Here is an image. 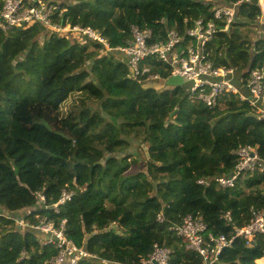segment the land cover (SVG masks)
Returning a JSON list of instances; mask_svg holds the SVG:
<instances>
[{
  "label": "trees",
  "instance_id": "16d2710c",
  "mask_svg": "<svg viewBox=\"0 0 264 264\" xmlns=\"http://www.w3.org/2000/svg\"><path fill=\"white\" fill-rule=\"evenodd\" d=\"M51 1L54 22L91 27L111 51L105 58V46L87 35L71 41L74 32L39 23L5 29L0 16V264H51L59 249L43 243L41 221L87 253L75 264H139L154 244L172 251L168 264H203L169 227L191 214L205 234L229 237L250 221L252 207L264 210V170L245 172L232 188L214 180L233 171L240 146L254 147L264 162V118L233 94L214 107L188 98L186 87L166 83L175 76L157 54L140 65L160 78L141 84L115 48L133 39L132 26L150 30L147 44L174 30L185 45L198 18L215 20V6L238 0ZM260 2L236 4L227 29L215 20L220 29L205 44L215 65L264 66ZM130 131L142 133L145 165L133 172ZM63 191L70 199L57 204ZM211 264H264V234L235 237Z\"/></svg>",
  "mask_w": 264,
  "mask_h": 264
},
{
  "label": "built area",
  "instance_id": "2783aa9c",
  "mask_svg": "<svg viewBox=\"0 0 264 264\" xmlns=\"http://www.w3.org/2000/svg\"><path fill=\"white\" fill-rule=\"evenodd\" d=\"M242 1L247 0H238L231 5L219 4L214 7L213 16L215 20L224 21L223 29L232 25L235 5ZM57 8L58 4L51 0H3L0 16L3 18L5 29L12 26L39 23L50 31L69 32L70 30L79 37L87 35L91 40L100 42L105 46V50L101 51L102 55L109 54L111 48H109L106 39L91 27L71 25L69 22L64 25L61 22H54L51 16L54 15ZM61 12L60 9L58 15ZM215 20L204 21L202 18H198L193 26L186 30L185 34L190 40L185 45H181L180 42L183 38L174 30L168 31L167 41L147 44L146 39L151 36L150 30L141 31L132 26L133 39L126 46L115 49L127 56L128 76L139 83L141 82V84L148 80L160 78L157 73L151 72L145 64L140 65L144 57L157 54L160 60L170 64L171 76H182L190 83L186 89L188 98L202 101L208 107H214L222 95L233 94L240 100L247 101L255 109L257 118H264V66L247 68L239 72L236 67L215 65L209 58L210 50L205 45L212 38L214 32L218 28L220 29ZM235 153L238 161L233 171L228 175H220L214 179L221 188L234 187L237 179L245 172H253L256 169L264 170V162L260 161L254 147L250 145L240 146ZM198 183L207 185L208 180L201 178ZM71 194V192L63 191L57 204L69 200ZM41 199L43 200L42 196ZM250 215V221L240 228L234 227V232L229 237L224 234H205V223L200 217L191 214L184 216L180 223L170 226L169 230L185 240L187 248L196 251L202 257L203 264H211L218 259L224 248L232 245L235 237L241 236L252 241L256 234H264V210L252 207ZM23 217L18 218V225L23 226L25 224ZM224 218L230 221L229 212L224 215ZM157 220L160 222L163 220L161 214H158ZM37 228L46 233L43 243L53 244L59 249L58 254L50 260L51 264H75L80 257L87 255L82 248H77L67 240L63 231L55 229L51 223L41 221ZM171 253L169 248L154 244L153 250L147 257L142 258L139 264H168Z\"/></svg>",
  "mask_w": 264,
  "mask_h": 264
},
{
  "label": "rangeland",
  "instance_id": "374dc122",
  "mask_svg": "<svg viewBox=\"0 0 264 264\" xmlns=\"http://www.w3.org/2000/svg\"><path fill=\"white\" fill-rule=\"evenodd\" d=\"M58 1L60 2L62 0H57V2ZM65 1H67L69 3V2H72L73 0H65ZM260 4H261V2H260ZM262 5L263 4H261V6ZM263 20L259 21L260 26H262V29H260L261 27L259 26L260 27L259 32L262 33V35L264 36V21ZM57 32H59V34L62 35V34H65L66 31L58 30ZM75 35H77V34H75ZM69 39L71 41L77 40L78 42H83V39H81L78 36L72 35V36H69ZM108 57H109V54H106L105 58H108ZM166 83L170 84L171 86L181 85V86L186 87V88H188L190 85V83L185 78H183L182 76H175L173 78H169ZM74 97H75V95L69 97L68 101H66L62 105V109L64 111L68 110V108L72 105V102H74ZM92 105L94 108H97L96 103H92ZM127 136L129 138L131 144H130L129 148L126 150L127 153H125V154H132L134 156V158L136 159V165L132 164L129 171L133 172L135 169H138V167L144 169L145 168L144 154L142 151V143H141L142 133L141 132L136 133V131H130ZM135 139H138V140H135Z\"/></svg>",
  "mask_w": 264,
  "mask_h": 264
},
{
  "label": "water",
  "instance_id": "95a60500",
  "mask_svg": "<svg viewBox=\"0 0 264 264\" xmlns=\"http://www.w3.org/2000/svg\"><path fill=\"white\" fill-rule=\"evenodd\" d=\"M263 13H264V10H263ZM175 114V111L172 113V116Z\"/></svg>",
  "mask_w": 264,
  "mask_h": 264
},
{
  "label": "bare ground",
  "instance_id": "6f19581e",
  "mask_svg": "<svg viewBox=\"0 0 264 264\" xmlns=\"http://www.w3.org/2000/svg\"><path fill=\"white\" fill-rule=\"evenodd\" d=\"M263 4H264V0H263Z\"/></svg>",
  "mask_w": 264,
  "mask_h": 264
}]
</instances>
